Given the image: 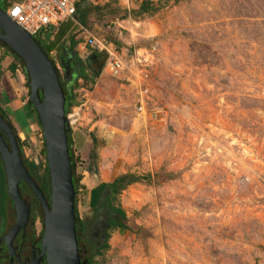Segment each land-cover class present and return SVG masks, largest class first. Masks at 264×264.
Returning <instances> with one entry per match:
<instances>
[{"label":"rangeland","instance_id":"374dc122","mask_svg":"<svg viewBox=\"0 0 264 264\" xmlns=\"http://www.w3.org/2000/svg\"><path fill=\"white\" fill-rule=\"evenodd\" d=\"M153 3L147 13L137 0L87 6L83 24H60L61 39L50 30L35 37L45 39L43 48L54 43L48 60L63 84L76 85L65 115L88 133L91 150L81 163L101 183L144 177L112 202L123 229H106L113 215L84 209L75 196L87 257L91 264H264V0ZM93 40L111 44L123 70L110 76L102 65L91 86L67 66L74 56L104 57ZM4 51L0 103L22 156L41 175L43 140L28 81Z\"/></svg>","mask_w":264,"mask_h":264},{"label":"water","instance_id":"95a60500","mask_svg":"<svg viewBox=\"0 0 264 264\" xmlns=\"http://www.w3.org/2000/svg\"><path fill=\"white\" fill-rule=\"evenodd\" d=\"M0 44L23 65L28 81V102L37 117L49 180V203L27 175L14 135L0 117V161L6 195L14 211V223L0 238L11 258V240L24 228L28 207L20 198L18 184H25L36 199L42 214L39 253L31 264L43 258L45 264H79L74 233V191L68 157L64 97L56 72L34 39L20 30L0 10ZM93 56L90 57L92 59Z\"/></svg>","mask_w":264,"mask_h":264},{"label":"trees","instance_id":"16d2710c","mask_svg":"<svg viewBox=\"0 0 264 264\" xmlns=\"http://www.w3.org/2000/svg\"><path fill=\"white\" fill-rule=\"evenodd\" d=\"M152 5H154L153 2L148 1V0H143L139 2V12L140 13H147L150 11ZM103 6H112V7H118L116 6L115 3H111L108 5H103ZM103 6H93V8L96 7H103ZM91 7V6H88ZM87 6L78 8L75 15H74V20L80 25L83 24V19L84 15L87 11ZM0 10L3 12L5 10V5L2 1H0ZM64 31L59 25V27L56 30V38L55 41L61 39L63 37ZM35 43L40 47V49L44 52V54L48 55V53L53 49L54 43L47 44L45 48L42 47L41 44L45 41V39L42 41V43L38 40H35L33 38ZM70 46H74V42L71 40L70 41ZM0 47L5 48L3 45L0 44ZM7 49V48H6ZM8 50V49H7ZM93 56L92 59H89V61H81L77 59L75 56L73 59L70 61L68 67V74L71 76L73 72V67L77 66V73H76V79L81 80L82 82H88L91 86L94 84L95 80L97 79L100 70L103 65V60L104 57L100 58L98 55L91 54L89 57ZM99 58L98 60H96ZM10 73H13L15 70V65H10L7 69ZM56 72V71H55ZM1 75V72H0ZM58 82L61 87L63 97H64V113L66 114L67 110L70 107L75 106L74 104V95L72 94V90L75 88V83L72 84L71 86L67 87V84L70 82V79H68L66 84H63L60 80L59 75L57 74ZM28 106L31 107L30 103L28 102ZM31 111L35 113L31 107ZM0 117L3 119V121L9 125V121L6 117V114L4 113L3 110L0 109ZM36 121L38 123L37 117ZM39 124V123H38ZM12 133L15 138L16 146L19 152V156L22 162L23 167L26 170L27 175L33 180L37 188L40 190L42 196L44 197L45 202L48 204L49 203V180H48V174H47V169H46V163L45 159L43 157V166L44 170L41 175H38V166L35 165L33 162H28L24 159V157L21 154L20 150V143L18 138L16 137L14 131L12 130ZM66 139H67V146H68V157H69V163H70V169H71V180H72V186H73V191H74V200H73V205H74V233H75V239H76V244H77V252H78V257H79V264H91V259L87 257V250L83 244L82 240V233H83V227L81 224V221L77 217V213L75 210V193L77 189V178L74 175L73 171V166H74V161L72 159V155L70 153L69 149V137L68 134L66 133ZM42 155L45 156L44 153V147L42 150ZM144 177H137L132 174H122L114 178L108 183H100L97 185L95 188L91 189L89 191V204L88 207L90 210L94 211L97 210L98 208H106L107 212L113 215L112 217L107 216L106 219V229L108 230H115V229H123L124 226L122 223L118 221V219H123L124 214L122 210L113 205L112 202L115 201L116 196L119 195V193L127 186L139 183L141 180H143ZM18 191L20 194V198L24 201L26 206L28 207V222H27V227L30 228V239L34 238V232H33V220L36 217V214L39 216L41 222H42V214H41V209L28 189V187L20 182L18 184ZM27 196H30L31 199L30 201L27 200ZM29 201V202H28ZM31 202H34L35 206L31 205ZM14 219V212L12 208L11 201L8 199L6 195V188H5V179H4V172L2 168V164L0 161V234H2L8 226L11 225L12 221ZM6 227V228H5ZM42 234V229L40 230L39 234L37 235L36 238H34L36 245H38V242L40 241V237ZM33 240V241H34ZM107 248V245L105 241L99 246V249H105ZM42 264H45L42 262Z\"/></svg>","mask_w":264,"mask_h":264},{"label":"built area","instance_id":"2783aa9c","mask_svg":"<svg viewBox=\"0 0 264 264\" xmlns=\"http://www.w3.org/2000/svg\"><path fill=\"white\" fill-rule=\"evenodd\" d=\"M5 5L4 15L15 26L31 38L50 31L55 32L60 24L72 20L77 9L84 6H103L115 3L119 6L120 0H0ZM127 1V0H126ZM141 2L143 0H137ZM154 2L155 0H148ZM91 48L97 52H103V70L110 76H115L123 70L121 58L111 44H104L103 41L93 40ZM142 112V107H138ZM74 114L65 115L67 131L73 129L76 122ZM149 117L157 119V113H149ZM31 162V161H28ZM44 163V161H43Z\"/></svg>","mask_w":264,"mask_h":264},{"label":"crops","instance_id":"0c3cea01","mask_svg":"<svg viewBox=\"0 0 264 264\" xmlns=\"http://www.w3.org/2000/svg\"><path fill=\"white\" fill-rule=\"evenodd\" d=\"M1 50H2V52H0V56L1 57L7 56V54H6L7 52L6 51L3 52L2 47H0V51ZM5 61H6V57H2V59H0V72H1V66H2L1 64H3L2 62H5ZM14 72L17 73L16 66H15ZM0 77H1V75H0ZM0 83H2V80H0ZM0 92H1V90H0ZM0 97H1V93H0ZM21 106H24V105L22 104ZM5 108H7V105H5V104L2 105V103H0V109L5 111ZM72 109H74V108L72 107ZM70 132L68 134L69 142L71 143V148H72L71 150L73 151V154L75 155V157L73 158V161H74L73 171H74L75 177L78 180L75 196L76 197L79 196L82 198L84 209H89V207H88L89 191L91 189L95 188L101 182L98 181L93 174H90L91 172L84 166V165H86V163H81V162H84V160L87 158V156L89 155L90 150H91L90 149V140L88 139L89 136H87L88 133H85L86 131H83L82 129L75 131L74 128L71 129ZM79 161H80V163H79ZM77 175H78V177H77ZM76 208H77V206L75 203V210H76Z\"/></svg>","mask_w":264,"mask_h":264},{"label":"flooded vegetation","instance_id":"af4514ba","mask_svg":"<svg viewBox=\"0 0 264 264\" xmlns=\"http://www.w3.org/2000/svg\"><path fill=\"white\" fill-rule=\"evenodd\" d=\"M98 59L99 58L96 60ZM27 222L24 228L19 230L11 240V258L7 256V249L5 245L0 242V264H31V261H34L37 258L40 241L38 242V245H36L34 238L37 236L30 239V228L27 227ZM13 223L14 219L11 225L8 226V228L2 234H0V238L5 235ZM42 262L44 263L43 258H41L36 264H42Z\"/></svg>","mask_w":264,"mask_h":264}]
</instances>
